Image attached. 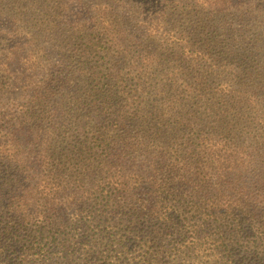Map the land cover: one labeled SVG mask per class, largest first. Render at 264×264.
<instances>
[{
	"label": "trees",
	"instance_id": "16d2710c",
	"mask_svg": "<svg viewBox=\"0 0 264 264\" xmlns=\"http://www.w3.org/2000/svg\"><path fill=\"white\" fill-rule=\"evenodd\" d=\"M86 1L43 5L55 61L0 0V264H264L262 93L184 37L175 65L139 58L133 90L99 85L118 22L69 9Z\"/></svg>",
	"mask_w": 264,
	"mask_h": 264
},
{
	"label": "rangeland",
	"instance_id": "374dc122",
	"mask_svg": "<svg viewBox=\"0 0 264 264\" xmlns=\"http://www.w3.org/2000/svg\"><path fill=\"white\" fill-rule=\"evenodd\" d=\"M46 1L4 0L1 6L4 7V18L7 20L14 18L15 15L11 14L16 12L19 17L23 16V22L34 21L40 27H47L42 43L55 61H62L61 58L68 48L61 50L59 43L66 39L60 37L61 34L54 33L57 31L53 24L47 26L48 22H43L54 15L45 11L43 5H47ZM13 3L17 8H13ZM205 4L199 0H87L86 4L71 5L69 9L74 14L82 15L93 9L91 13L96 15L97 11L94 9L105 6L113 14L111 19L118 22H112L115 27L110 33H116L118 39L108 43L109 55L102 64L99 85L111 80V85L120 82L122 86L129 87L126 89L133 90L139 58L155 56L164 65L174 64L180 59L177 55L183 51L179 44L184 39H189L201 46L203 53L206 51L210 54L207 57L202 56V64L211 55L215 56V60L213 57L207 59L209 62L206 66H210V63L219 65L213 71L217 74L223 73V84L231 83L230 87L233 88L246 84L249 89H258L263 95L260 101L264 106V0H231L225 9L216 10ZM29 7L31 8L28 11ZM67 16L69 18L52 17L51 21L58 22L60 27L75 19L69 12ZM173 46L175 50H172ZM111 66L119 73L118 81L111 77L106 78ZM15 69L20 68L15 66ZM233 69L237 70L239 77L225 75L236 73ZM205 79L207 82L204 86H210L212 90L214 77L205 76ZM5 103L0 99V107ZM168 103L169 100L166 105ZM258 168L264 173V158Z\"/></svg>",
	"mask_w": 264,
	"mask_h": 264
}]
</instances>
